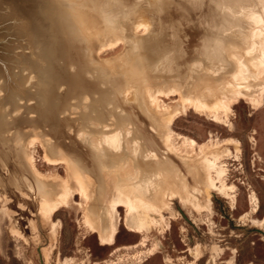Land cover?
<instances>
[{
    "label": "rangeland",
    "instance_id": "1",
    "mask_svg": "<svg viewBox=\"0 0 264 264\" xmlns=\"http://www.w3.org/2000/svg\"><path fill=\"white\" fill-rule=\"evenodd\" d=\"M261 231L264 0H0V264H264Z\"/></svg>",
    "mask_w": 264,
    "mask_h": 264
},
{
    "label": "bare ground",
    "instance_id": "2",
    "mask_svg": "<svg viewBox=\"0 0 264 264\" xmlns=\"http://www.w3.org/2000/svg\"><path fill=\"white\" fill-rule=\"evenodd\" d=\"M12 9L10 10V12L8 13V17H11V18H9L10 19V23H15L16 24V22L15 21H17V23H18V27H16V29L17 28H20L22 31H26L27 33H28V36L30 35V33H31V25H32V23L29 25V23H28V21H27V19H26V16H24V15H22V12H21V9L19 8V7H15V8H13V7H11ZM24 21H26L27 22V24H25V22ZM29 26V27H28ZM255 104V103H254ZM207 108H209L210 109V111H211V113L213 114V116L216 118V111L220 108V109H222V110H225L226 109V107H223L222 105H213V106H211V107H207ZM203 113V112H202ZM205 116V115H204ZM222 117H224V115L222 116ZM221 118V117H220ZM219 118V119H220ZM226 118V117H225ZM212 119H213V117H212ZM216 119H218V118H216ZM168 131V130H167ZM168 134H169V132H168ZM168 134L166 133V135L168 136ZM165 135V137H164V142H167L166 141V138H167V136ZM185 138V137H184ZM166 144V143H165ZM187 144L189 145V146H193V145H195V141L194 140H191V139H188V141H187ZM173 146V145H172ZM198 146V145H197ZM196 146V147H197ZM202 153V152H201ZM184 157V156H183ZM193 157V156H192ZM186 158V157H185ZM214 170V169H213ZM209 171V170H208ZM225 170L224 169H221L220 171H218V172H216V179L219 181V185L218 186H216V185H213L214 187H216V188H218V189H221V190H223V188H224V178H225V172H224ZM206 174H207V172H206ZM208 175V174H207ZM210 177V176H209ZM210 182V181H209ZM211 182H213V181H211ZM211 184V183H210ZM207 185V184H206ZM81 188H83L84 186L81 184V186H80ZM213 187V188H214ZM227 190H229V189H227ZM230 190H231V192H233V190H232V186H231V188H230ZM229 190V191H230ZM221 192H223V191H221ZM231 195V194H230ZM230 199L232 200V197L230 196ZM250 200H251V204L253 203V208L251 209V211H254L255 210V206H256V204H255V201H256V199H255V197H254V195H251L250 196ZM130 207V206H129ZM128 210V209H127ZM143 222H147V221H142V226H143ZM135 223V222H134ZM139 225V224H138ZM137 225V226H138ZM139 227H140V225H139ZM138 227V228H139ZM140 229H141V227H140ZM141 231V230H140ZM136 232H138V231H136ZM101 234H103V233H101ZM104 235V234H103ZM101 236V235H100ZM106 236H108V235H106ZM106 236H105V239H106ZM101 238V237H100ZM102 238H104L103 236H102ZM101 238V239H102ZM108 239H109V237H107ZM111 238V237H110ZM109 241V240H108ZM107 241V242H108ZM112 242V241H111ZM109 243V242H108ZM158 246H159V244H158ZM109 264V263H108Z\"/></svg>",
    "mask_w": 264,
    "mask_h": 264
},
{
    "label": "water",
    "instance_id": "3",
    "mask_svg": "<svg viewBox=\"0 0 264 264\" xmlns=\"http://www.w3.org/2000/svg\"><path fill=\"white\" fill-rule=\"evenodd\" d=\"M261 233L264 235V231L263 232L261 231Z\"/></svg>",
    "mask_w": 264,
    "mask_h": 264
}]
</instances>
